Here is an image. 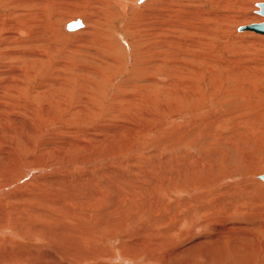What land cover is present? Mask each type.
<instances>
[{"label": "rangeland", "instance_id": "obj_1", "mask_svg": "<svg viewBox=\"0 0 264 264\" xmlns=\"http://www.w3.org/2000/svg\"><path fill=\"white\" fill-rule=\"evenodd\" d=\"M17 1L18 0H14V1L10 0L8 4L0 5V33L2 34H5L6 31L15 30L16 32V29L20 30L19 28H17V25L23 24L21 22H25L26 17L29 15L28 13L24 14L21 22H18L16 20V17L13 16L7 18L6 20L5 18L2 19L3 17L1 18L2 15H10L12 12L15 11L14 7L10 5L12 4V2H17ZM20 1L27 2L25 4L27 5L26 7L27 9L24 10L25 11L29 10L34 15V16L32 15V19L35 17L36 19L33 21H30L29 19L30 22L29 26H27L25 23H24L25 25L23 24L24 26L28 27V29L29 28L32 29L31 30L32 33H29L30 36H26V35L24 36L22 33H20L19 35L17 34L16 37L18 36L17 40L29 39L28 41L31 48H28L27 46L11 43L9 49L7 50L8 51L7 53L10 52L15 53L18 52L17 50H21L23 52L31 51V50L32 52L43 51V53L45 54V55L43 54L44 55L43 59L44 58L45 59H44L43 67L36 72L38 74L36 76L23 75L24 77L23 79L24 81H23L20 79V77L11 74L8 77L4 78L6 74L5 71L2 70V68L6 70L8 69V67L14 65L16 70L20 71L19 72L20 74L26 68L27 70L25 71H27L26 72L27 74L31 72V70H29L30 66L23 64L24 60L11 61L8 60L5 56H2L3 58L0 57V64H1L0 70H2L0 71V74L3 79L2 82H7L10 81L9 79H13V81L17 82L18 80L19 83L23 82L25 85H27V90L25 89L20 90L16 87L8 88L4 86H1L0 88V95L3 96V98L2 96H0V104L6 105L3 101L4 97L11 99L10 98L11 95L12 97L14 94L17 95L14 98L15 100L14 102L11 101L7 103V106L4 108L5 111H0V162L1 165L6 167L5 169L2 167L3 170H0L2 174H4L5 176L4 179H0V183L6 180L5 184L0 185V227H1L0 246H2L4 243L3 247H5L7 243V245L9 244L10 246L6 245V248L14 247L13 244L15 242L12 243L11 241H7V239L15 238L14 234L16 233L20 234V232L25 231L26 226L28 224L30 223L40 224V222H45L44 220L52 218L58 212L62 214L61 220L71 219L73 221L79 222V220H81V222H83L90 219L88 213L90 212V210H94L90 205H81V204L77 205L72 202V206L71 205L68 206L69 210L67 209L66 206L58 207V208H54V207L50 208L51 206H54L56 204H54L53 201V205H50L48 197L50 196L53 200L52 196L54 195H52L51 191L53 189L56 190L58 187L55 184H51V185L43 184L41 182L42 178L35 176L37 174V170L35 169L40 168V164H44V163H39V165L36 164L37 166L31 164L28 165L27 168L24 166L21 167L18 166V168H14V167L11 168V165L17 159V157L22 156L21 153H23L24 156L26 155L27 157H31V158H35L36 156L41 155L44 162H47L48 160L47 157L54 158V155H60L65 158H69V156L72 157V159L80 158V161H82L81 163H79L80 161L78 160V163L80 165H78L75 168L76 169L75 171L77 172V173L75 172V175L69 173L72 177L69 178L70 183L72 184L70 185L73 186V188L77 190V192H79V189L81 191L79 192L80 194L77 193L79 195L78 197L82 198L85 195L86 196L90 195V197L95 198V195L98 193L102 197L108 195L107 196L108 200L109 201L111 200L110 202L112 204L109 203L108 200L107 201L104 200L103 202H101L99 208H103L105 205H109L108 208H104V213L96 212L94 214V217L95 218L97 217V220L103 221L105 225L106 224L110 225L109 227L111 229L113 228L115 229L118 226L121 229L119 230L121 231L120 232L121 234L124 230L121 236L111 237L108 238L106 241L105 240L103 241V243L105 242L107 244L110 243V240L111 242H113L111 248L113 250L115 258L114 259L108 258L107 261L109 263L112 264H154V263L156 264H246V263L260 264L261 263L263 264L264 263L263 260L264 259V181L261 180L258 177V175L264 173V168L262 167V164H264V153L263 151H261L264 150V143H263L264 133L262 137L259 136L260 138L257 135L258 140H256L253 137V141L250 142L249 144L250 149H246L244 144L240 141L242 140V136L240 132L241 131H242L241 133L245 132L247 130L246 126H248L249 124L247 123L249 120L245 122L243 121V119H245L246 116L247 118H249V116L252 117L253 115L255 116L257 114L255 112L257 111V106H258L256 105V102L257 104L259 102L260 105L262 106L264 104V70H261V67L262 66L264 67V35L252 31H238L237 27L242 25V23L245 25V23L248 24L252 22H258L261 21L260 20L261 18L264 19V16L256 13L257 7L255 5L256 2L264 1V0H227V1L224 0L227 6H233L235 8L233 9L232 13L230 12V14L234 17V19H236L238 25H235L233 21L229 23L228 24L229 32H225V35L220 39H218V37H214V40L211 41L212 44L210 46L204 48L203 47L187 48V49L184 48L186 50L185 51L186 53L182 55L183 59L191 60L192 57H190V53L194 54L195 52L196 53L209 52L207 54L217 57L219 62H221L222 66L225 63H227V61L230 60L232 62L233 61L235 62L234 67H239V65L240 66L243 65L244 62H252V65H254V67H258L255 70L256 73L262 74L263 76V79L261 81L253 80V85H255L256 87L259 86L260 91L251 90L252 92L244 95L241 92H239L237 96L234 94V97H236L235 99L234 97L233 99L226 97L225 95H223L222 92L221 94L222 97L221 95H219L212 99H206V101L204 102L205 115H208L209 113L214 114V111L216 110L215 113L218 116H220L221 114L222 117H224L225 115L224 118L226 119V121L223 120L222 121L223 123L221 122L219 124V127L217 128L213 126V124L211 125L205 124L204 126L205 131H209V134L214 135V137H210V138L207 137L205 138L206 140L203 139L202 141L198 140L199 138L195 136V134H192V132H191V136L193 138L190 135L187 136L190 140L187 137L183 139L184 141L182 139H180L182 141L176 139L177 135L175 134H177V132L174 131L179 132L180 130L182 133L186 129V127L184 126L188 125L189 123L190 124L192 123L191 122L192 116L187 107L184 106V108H177V106H175L176 105L175 101H173L172 104L169 102H165L164 100H162V96H160V99L157 100L159 102L160 100H162L160 104H158L159 102L158 103L154 102L155 104L150 103V105L149 103L145 104L147 102L146 100L147 98L144 99V97L141 96L140 93H138L141 91L144 92V90L142 89L143 86H141V88L138 89L137 91H134L132 87H130L131 84L134 83V81L138 83L142 81V73L140 74L139 70L145 65L143 61L155 57L154 55H157L155 53L158 52L160 53V54L158 53L159 56H162L163 52L164 54L167 52L166 54L170 55L171 54L169 52L170 50L173 52L176 51V47L178 46L175 44L178 40L183 41L184 38L189 37V33L183 30L184 28L179 27L177 29H174L175 31L171 30L172 32L170 31L169 28H167L168 32L167 31L166 32L173 36L172 41L174 44L172 43L171 45L170 43L168 44L167 47H165L164 45H161L162 43H164L162 36H164L165 34L160 36L158 33V35L161 37L158 38L153 28L154 25L149 24L144 19V17L140 15L139 11L141 8L135 6L134 4L135 2L132 1H126L125 11H123L121 9V6L115 3L114 0H42V2L40 0H20ZM171 1L175 2L176 0H168L169 3ZM208 1L209 0H195V2H190V0H188V2H186V0H179L180 3L187 4L186 6H188V10L190 11L202 7L201 9L209 13V11L216 9L215 8L212 9L211 8L212 2L211 1L208 2ZM219 1L223 2V0H219ZM220 10H221L220 12L216 13L217 16L222 15L223 11L227 12L226 7ZM177 13L173 12L172 14L176 15ZM227 13L229 14V12ZM190 14L191 13L184 12L182 13L181 17L173 15V21L177 22L181 18V19H185L183 22L186 23L188 22L191 23L192 21L195 22L196 17ZM211 15L213 14H209V16ZM78 16H82L85 19L88 18L90 23L88 29L86 30L77 29L69 33L66 32V29L63 27L65 21L73 20ZM174 18L176 20H174ZM206 20H204L205 23L209 22L211 19H209V21ZM136 23L137 26L135 25ZM147 23L149 24V26ZM162 25H163L162 27L164 28V24ZM133 27H135L138 30H134ZM126 31L128 33H126ZM121 35H125L126 40L129 41V43H131L130 44L131 52L128 51L129 50L128 48L127 49L125 48L124 42L121 39ZM142 35L147 40V43H145L144 45L140 40V38H142ZM24 37L25 39H23ZM152 38H155V40L154 39L152 40ZM32 39L36 40L35 44L30 43L33 42ZM1 48L2 47L0 46V49ZM14 50L16 51L14 52ZM143 52H145V54H142ZM144 55L147 58H143ZM2 61H4L5 63ZM121 65L124 67V71L120 74L115 70L119 66L122 67ZM211 66H213V68L216 67L214 69L219 68L218 63L217 65L212 64L210 65V67ZM18 68L21 69L19 70ZM159 68L164 70L163 66H160ZM95 70H97V72ZM100 70H101V74H100ZM163 70L162 73L164 74ZM92 72H96V73H92ZM139 74L141 75V77ZM163 74H161L162 75L161 77L165 81L162 80V82L163 81L167 82L171 79ZM72 77H74L76 81ZM240 77L238 76L239 79H242L244 76H240ZM42 81L46 83L43 84ZM63 81L65 82V85L62 86V84H64ZM41 84H43L44 86L40 88ZM77 85L79 86V88ZM80 85L84 87H80ZM201 85L203 87V90L207 92L206 94H208L209 88H211L209 85H212V83H210V79L208 77L204 78L201 81ZM88 88H90V90ZM38 90L39 92L42 93H40L38 96H34L33 94H36ZM29 91L31 95L29 94ZM62 91L64 92V94H62L63 93ZM71 94L73 95V97L71 96ZM94 94H96L95 95L96 97L94 96ZM125 94L126 95L135 94V96L132 95L135 99H133L131 95L126 97ZM119 95L120 96L123 95L120 101H118ZM136 95L142 97L144 100L140 97L139 98L136 97ZM66 97L68 100H66ZM124 97L126 98V100ZM42 98L43 99L45 98V100H43ZM86 98L88 101L86 100ZM69 99L71 101H69ZM114 99L117 102H115ZM75 100L76 101L79 100L78 105L75 103ZM230 100L231 102H229ZM233 100L234 102H236L235 104H232ZM130 101L132 103H130ZM85 102L86 104H84ZM64 103L69 105H66ZM123 103L124 105H122ZM174 103L175 105H173ZM229 103L234 106L232 107ZM248 103H250L251 105ZM137 105L138 106L142 105V106L138 107ZM171 105H173L174 107ZM9 106L12 108H10ZM80 106L84 108H80ZM96 106L99 108H97ZM228 106L231 108H229ZM7 107L8 110L6 109ZM69 107L72 111L69 110ZM118 107L120 108V111H117L119 110ZM131 107H134V109L137 111H135ZM143 107L145 108L146 113L143 111L144 110ZM165 107L166 109H164ZM158 108L159 109L161 108L160 111ZM234 108L235 109L238 108V109L234 110ZM138 110L140 111V113L141 112L145 113L146 117L144 114L142 113L140 114ZM67 111L70 114H68ZM161 111H163L164 113ZM79 112L81 113L79 114ZM252 112L255 114H253ZM77 113L81 116H83L82 114L84 113L85 116L84 121L86 120L87 117L90 119L92 118L91 123L88 122L87 124H85L84 121L77 122L75 118L76 119L82 118L79 115H76ZM134 113L135 116L133 117L132 115H134ZM232 113H234L233 115H235V117L232 115ZM130 114L132 117L130 116ZM153 115H155L156 117ZM227 115H230L229 118ZM53 116L56 119L55 118L53 119L52 118ZM69 116L72 118H70ZM128 116L131 119L128 118ZM151 116H153V118ZM163 116L165 120H163ZM257 118L258 117H256L255 120L256 124L258 123ZM101 119L104 120L102 121ZM115 119H117L118 121ZM139 120H141L142 123H139L141 122ZM235 120L236 121L238 120L237 122L240 121L242 122V124L240 125L241 127L240 126L236 127L237 122ZM108 121L114 124L112 125V123H109ZM136 121L142 126L144 125L143 126L144 130H142V126L139 128V124L136 125L137 123ZM143 121H146L147 125L145 124L146 122L144 123ZM148 121H150L149 125H148ZM232 122L235 123L232 124ZM97 124L99 126L104 125V128L106 129H103L102 126L101 128L100 127L94 128L95 125ZM119 125L122 126L123 128L122 130L120 129L121 126ZM173 126L177 127V130H169V128ZM191 126H193L194 128L197 127V125H191ZM198 126H200V128L202 127L201 125ZM228 126H230V128H227ZM231 126L232 127L234 126L235 129H232ZM126 127L128 128L130 127L131 129H129L128 131L127 130L128 128L126 129ZM134 127L135 130L132 131ZM166 127L168 129H166ZM137 128H139V130ZM164 128L165 130H162ZM79 130H84L81 131V133L84 132L86 133V131L87 133L90 134L92 132L93 134L95 133L94 137H92L93 139L92 141L88 139V141H90L91 143L88 142L86 139L85 141H81L82 138L77 136L78 134L75 133ZM136 130L139 132L136 133ZM233 130H235L234 133L235 138H230V136L232 135L230 133H232ZM101 134H103V137L105 136L104 138L105 140L104 142L99 143V138L102 137ZM172 135H173L172 137L173 140L170 137ZM218 137H220V139H218ZM227 138L229 139V141L232 140L235 143H233L232 141L229 142ZM196 141H198V143ZM63 142H66L65 143L66 145ZM218 142L222 144H219ZM179 143H181L182 145ZM236 143H238L239 145ZM237 146L240 148L241 151L240 150L238 151ZM64 148H67L68 150L66 151V149ZM217 148H219V150ZM224 148L226 149V151L224 150ZM252 148L254 150L258 149V151L255 153L257 158L255 155H253L251 150ZM209 150L212 152H210ZM51 151L54 152L52 153ZM203 152L205 154L204 156H202ZM258 152L260 154L262 153V156H260ZM51 153L53 154L52 156ZM224 153L225 155L223 156ZM84 154L86 155V157L88 156V158L86 159H89L90 156H92L93 158L91 157L92 159H89L88 161L84 160L83 158L85 156ZM208 154L209 156H211L212 159L208 157ZM181 155H184L185 157ZM189 155L191 156L192 159L190 158ZM192 155L196 157H193ZM223 157L224 159H222ZM225 157L227 158V160L225 159ZM193 158H195L197 161L198 160L200 161L198 162L194 161L195 159ZM208 158H210V161L208 160ZM70 159L71 158H69L68 161H72V159L71 160ZM188 159H190L191 161ZM246 159L248 160L246 161ZM34 162L35 160L33 159L32 163ZM208 163H210L212 167ZM46 165L48 166L42 169L43 171L46 172H53V171L57 172L59 168L62 169L65 167V163L63 162L58 164L50 163ZM193 165H195V167ZM248 165L250 166L249 168L247 167ZM251 165H252V169L258 167L257 170L252 171ZM202 166L205 167L204 168L205 171L203 170ZM20 168L21 171H19ZM29 168L33 169L30 173H29L30 171ZM98 169L102 171V173H100ZM248 169H250L251 171L247 172L249 171ZM212 170L213 172H211ZM226 170L232 171V174L230 176L225 175V177L223 178H217V179L213 178L214 176H216V174L222 173ZM215 171H217V173ZM46 172L44 173L46 174ZM72 175L74 176V178ZM203 175L206 177H204ZM107 177L108 179L110 178L109 179L110 181L106 179ZM87 181L89 182L91 181V182L89 183ZM174 183H184V184L186 183L187 188L185 191L184 190L171 191L173 189L170 188L173 186ZM200 183L201 185H199ZM194 184H197L196 186L198 187L196 188ZM79 185L81 186L79 187ZM199 186L202 187L204 186V187L202 189V187ZM83 188L87 191H85ZM228 189L230 191H228ZM124 191L127 194L126 193L124 194ZM85 192L89 193V195L86 194ZM32 200L33 201L36 200L35 201L36 204H34L35 202H32ZM37 204L39 206H37ZM114 207L116 209H114ZM96 208L97 209L95 210L99 209L98 207ZM121 208L122 210H120ZM106 209H108L109 211H107ZM124 209H126V211ZM46 210L49 211L50 214L52 212L50 218L43 219V217H41L40 214H37L38 211L45 212ZM76 210L81 214L80 217L73 215L74 211ZM115 210L118 212H116ZM138 210L140 211L138 212ZM110 214L111 216L112 215L113 216L111 217ZM104 215L107 218H105ZM124 215L126 216L125 220H124ZM109 216L111 217L110 219H108ZM119 216H122L123 219L120 218ZM98 217L105 219L104 220L99 219ZM115 217L116 218L119 217V219H115ZM121 221H123V223ZM119 223L122 225V227L120 226ZM167 227H169V229ZM7 228L8 231L7 230L5 231V229ZM164 230H166L167 232ZM15 239L18 241L17 238ZM125 241L126 242L129 241L130 243L129 248L132 246L135 247V250H128L127 253L128 254H132L133 252L135 254L141 253L142 255L140 254L141 256H139V259L137 256V258L135 257V259H133L132 257H128L127 259L125 258L126 259L125 260L123 251L118 248L115 249L114 247L115 244L126 243ZM135 242L137 244H135ZM89 243L90 242H88V244ZM36 245H40V242L36 241L32 249H38ZM0 248L1 250L3 249L2 247ZM16 248L18 249L19 247ZM251 248H256L257 252L252 251ZM149 254L159 255L161 260L160 261H154L150 259L148 260L147 255ZM247 258L253 259L254 261L250 262ZM104 261L106 260L104 259ZM164 261L166 262L164 263Z\"/></svg>", "mask_w": 264, "mask_h": 264}, {"label": "bare ground", "instance_id": "obj_2", "mask_svg": "<svg viewBox=\"0 0 264 264\" xmlns=\"http://www.w3.org/2000/svg\"><path fill=\"white\" fill-rule=\"evenodd\" d=\"M9 1L10 0H0V5H4V4H8L9 3ZM12 1H14V0H12ZM41 2H42V0H40ZM126 1H132V2H135L134 4H135V6H137V7H140L141 9H140V15H142L143 17H144V19L149 23V24H151V25H154V30H155V34L158 36V38L161 36V35H163V34H165L164 36H162V38H163V40H164V43H162L161 45H164L165 47H167L168 46V44H170L171 43V45H172V43H173V36L171 35V34H168L167 32H168V30H167V28H169L170 29V31L171 30H174V29H177V28H179V27H182V28H184L183 30H185L187 33H189V37L188 38H184L183 39V41H180V40H178L177 42H176V44L175 45H177L178 47H176V51L175 52H173V51H169L171 54L170 55H168V54H164V52L162 53L163 55L162 56H159V54L158 53H155V54H157V55H154L155 57H153V58H149V56H148V58L149 59H147L146 61H143L144 62V67H142L139 71H140V74L142 73V81L140 82V83H138V82H135L134 81V83L133 84H131V86L130 87H132V89L134 90V91H137L138 89H140L141 88V86H143V90H144V92H138V93H140L141 94V96H143L144 97V99L145 98H147L146 100H147V102L145 103V104H147V103H149V105H150V103H154V102H159V101H157L158 99H160V96H162V100H164L165 102H169V103H171L172 104V102L173 101H175V103H176V105H175V103L173 104V105H175V106H177V108H184V106L185 107H187L188 108V110L190 111V114H191V116H192V123L190 124H188L187 122V124L188 125H185L184 127H186V129H185V131L184 132H182L181 133V131L179 130V132L178 131H174V132H177V134H175V135H177V138L176 139H178L179 141H182L183 139H185L187 136H191V132H192V134H195V136H197L198 138H196V139H198V140H203V139H205V138H207V137H214V135H210L209 134V131H205V129H204V126H205V124H209V125H211V124H213V126H215L216 128L217 127H219V124L224 120V121H226V119L224 118L225 117V115H224V117H222V115L220 114V116H218L216 113H215V111H214V114H208V115H205V113H204V111H205V109H204V102L206 101V99H212V98H214V97H216V96H219V95H221L222 94V92H223V95H225L226 97H229L230 99L232 98L233 99V97H234V94L237 96V94L239 93V92H241L243 95L244 94H248V93H250V92H252L253 90H257V91H260V88H259V86L258 87H256L255 85H253V80L254 81H261L262 79H263V76H262V74H257L256 73V69L258 68V67H254V65H252V62H244L243 63V65H239V67H234L235 66V62L233 61H227V63H225L223 66H222V64H221V62H219V60H218V58L217 57H214V56H211V55H208L207 53H209V52H207V53H205V52H203V53H194V54H191L190 53V57H192L191 58V60L190 59H183V56L182 55H184V53H186L185 51V49L184 48H204V47H207V46H210L211 44H212V42L211 41H213L214 40V37H218V39H220V38H222L224 35H225V32H229V23H231L232 21L234 22V24L235 25H238V23H237V21H236V19H234V17L230 14V12L232 13V11H233V9H235L233 6H227L226 4H225V1L223 0V2H221V1H219V0H209L208 2H212V9L213 8H215L216 10H211V11H209V13L207 12V11H205V10H203V9H201V8H196V9H193V10H188V6H186L187 4H183V3H180L179 2V0H176L175 2H173V1H171L170 3L168 2V0H143V1H139V0H114V2L115 3H117L119 6H121V9L123 10V11H125V5H126ZM227 1V0H226ZM186 2H188V0H186ZM190 2H195V0H190ZM27 2H25V1H20V0H18L17 2H12V4L10 5V6H13L14 7V9H15V11L14 12H12L10 15H2L1 16V18L2 19H4L5 18V20L7 19V18H10V17H16V20L18 21V22H21L22 21V18H23V16H24V14H29L27 17H26V19H25V22H21V23H25L27 26H29V19H30V21H33V20H35L36 19V17L35 18H33L32 19V13L29 11V10H24V9H27L26 7H27V5H25ZM44 3V2H43ZM232 3V2H231ZM34 4H36V3H34ZM128 4V3H127ZM219 6H220V8H219ZM42 7V6H41ZM218 7V8H217ZM227 8V12H229V14L227 13V12H225V11H223V13H222V15H219V16H217L216 15V13H218V12H220L221 10L220 9H223V8ZM23 12V13H22ZM173 12H175V13H177L176 15H174V14H172ZM184 12H188V13H191L192 15H194L196 18H195V22H191V23H186V22H183L185 19H179L177 22H175V21H173V15L174 16H180L181 17V15H182V13H184ZM179 13H181V14H179ZM226 13V14H225ZM190 14V15H191ZM209 14H213V15H211V16H209ZM34 16V15H33ZM167 16V17H166ZM206 16H209V17H211V18H209V17H206ZM78 17H81L80 18V20H81V23H82V26L81 27H79V28H77L78 30H86V29H88V27H89V25H90V23H89V20H88V18H84V17H82V16H78ZM77 17V18H78ZM77 18H75V19H77ZM170 18V19H169ZM191 18V17H190ZM75 19H73V20H75ZM178 19V18H177ZM206 20V19H208V20H206V21H209V19H211L209 22H207V23H205V21L204 20ZM174 20H176L175 18H174ZM189 20V19H188ZM187 20V21H188ZM194 20V19H193ZM212 20H213V22H212ZM256 20V19H255ZM259 20V19H258ZM261 21L263 20V18H261L260 19ZM12 21V20H11ZM69 21H71V20H66L65 21V23L63 24V27L65 26V24L67 23V22H69ZM135 21V20H134ZM138 21V20H137ZM258 22H260V21H258ZM132 23V22H131ZM140 23V22H139ZM143 23V22H142ZM141 23V24H142ZM147 23V24H148ZM23 24H18L17 25V28H19L20 30H18V29H16V32H15V30H12V31H6V33L5 34H2V33H0V46L2 47L1 49H0V57H2V56H5L8 60H11V61H13V60H17V61H19V60H24V62H23V64H26L27 66L29 65L30 66V69L29 70H31V72L30 73H27L26 74V72L27 71H25V70H27L26 68L23 70V72L20 74L19 72L20 71H17L16 70V68H15V66L13 65V66H11V67H8V69H3L2 68V70L3 71H5V76H4V78H6V77H8L10 74L11 75H14V76H17V77H20V79L21 80H23L24 79V77H23V75L24 76H36L38 73H36L39 69H41L42 67H43V65H44V59H43V56L45 55L44 53H43V51L41 52V51H34V52H32V50L31 51H26V52H23V51H21V50H17L18 52H15L16 50H14V52L15 53H12V52H10V53H7L8 51V49H9V47H10V45H11V43H15V44H17V45H22V46H27L28 48H31V46H30V44H29V39L27 40H17V38H18V36L16 37V35L18 34H20V33H22L24 36L26 35V36H30V34L29 33H32L31 32V28H29L28 29V27H26V26H24ZM149 24H148V26H149ZM162 24H164V28L162 27L163 25ZM246 24V23H245ZM136 26H137V23L135 24ZM145 25H146V23H145ZM242 25H244L243 23H242ZM132 26H134V25H132ZM135 26V27H136ZM144 26V25H143ZM135 27H133L134 28V30H138V29H136ZM140 27H142V26H140ZM231 27V26H230ZM65 28V27H64ZM129 28H130V26H129ZM138 28V27H137ZM77 29H75V30H77ZM141 29V28H140ZM142 30V29H141ZM146 30V29H145ZM147 30H149V29H147ZM72 31H74V30H72ZM71 30H67L66 29V32H72ZM149 31H151V30H149ZM167 31V32H166ZM175 31V30H174ZM135 32V31H134ZM172 32V31H171ZM126 33H128L127 31H126ZM158 33H159V35H158ZM173 33H175V32H173ZM139 34V33H138ZM137 35V34H136ZM27 38V37H26ZM161 38V37H160ZM178 38V37H177ZM181 38V37H180ZM23 39H25V37L23 38ZM121 39H122V41L124 42V45H125V48L127 49H129L128 51L129 52H131V50H130V44L131 43H129V41H127L126 40V36L125 35H121ZM155 40V38H152V40ZM33 40V39H32ZM140 40L142 41V44L144 45L145 43H147V40L143 37V35H142V38H140ZM162 40V39H161ZM217 40V39H216ZM35 42H36V40H33V42H30L31 44H35ZM156 42V41H155ZM162 42V41H161ZM157 43V42H156ZM174 44V43H173ZM214 44H216V43H214ZM170 45V46H171ZM188 45V46H187ZM14 46V45H13ZM148 46V45H147ZM187 46V47H186ZM139 47V46H138ZM143 47V46H142ZM24 48V47H23ZM161 48V47H160ZM209 48V47H208ZM230 48V47H229ZM13 49V48H12ZM14 49H15V47H14ZM140 49V48H139ZM146 49V48H145ZM159 49V48H158ZM183 49V50H182ZM231 49V48H230ZM30 50V49H29ZM142 50V49H141ZM161 50V49H160ZM208 50V49H207ZM214 50V49H213ZM232 50H233V47H232ZM10 51H11V49H10ZM147 51V50H146ZM151 51V50H150ZM149 51V52H150ZM159 51V50H158ZM163 51V50H162ZM162 51H160V52H162ZM194 51H195V49H194ZM219 51V50H218ZM212 52V51H211ZM234 52V51H233ZM153 53H154V51H153ZM44 54V55H43ZM130 54V53H129ZM129 54H128V56H129ZM142 54H145V52H143ZM147 55V54H146ZM151 55V54H150ZM153 55V54H152ZM138 57V56H137ZM136 57V58H137ZM140 57V56H139ZM141 57H142V55H141ZM152 57V56H151ZM3 58V57H2ZM5 58V59H6ZM105 58H107V57H105ZM143 58H147V57H145V55L143 56ZM113 59V58H112ZM238 59V58H237ZM243 59V58H242ZM188 61V62H187ZM240 61H241V59H240ZM2 62H4V61H2ZM6 62H7V60H6ZM8 62H10V61H8ZM105 62H106V60H105ZM115 62V61H114ZM5 63V62H4ZM22 63V62H21ZM217 63H218V65H219V70L218 69H214V68H216V67H214L213 68V66H211L210 67V65H217ZM20 64V63H19ZM230 64H233V65H230ZM242 64V63H241ZM1 65V64H0ZM4 65V64H3ZM5 65H7V64H5ZM10 65V64H9ZM11 65H12V63H11ZM17 66V65H16ZM32 66V67H31ZM122 66V65H121ZM160 66H163V68H164V70L163 69H160L159 67ZM3 67V66H2ZM4 68H5V66H4ZM28 68V67H27ZM1 69V68H0ZM19 70L21 69V68H18ZM116 69V68H115ZM2 70H0V71H2ZM80 70V69H79ZM137 70V71H138ZM162 70H163V72H164V74L162 73ZM260 70V69H259ZM261 70H264V67L262 66L261 67ZM86 71V70H85ZM84 71V72H85ZM96 72H97V70H95ZM99 71V70H98ZM116 72H119L120 74L124 71V67L122 66V67H118L116 70H115ZM156 71H160L159 73L158 72H156ZM88 72V71H87ZM86 72V73H87ZM96 72H92V73H96ZM78 73V72H77ZM2 74H4V73H2ZM15 74H17V75H15ZM100 74H101V70H100ZM139 74V75H140ZM161 74H163V75H165V76H167V77H169V78H171L169 81H167V82H164L165 80L161 77L162 75ZM83 75H85V74H83ZM90 75V74H89ZM238 76L240 77V76H244L242 79H239L238 78ZM82 77V76H81ZM90 77V76H89ZM139 77V76H138ZM140 77H141V75H140ZM139 77V78H140ZM161 77V78H160ZM206 77H208L209 79H210V83H212V85H209L211 88H209V91H208V94H206L207 92H205L204 90H203V87H202V85H201V81L204 79V78H206ZM70 78V77H69ZM73 79H74V77H72ZM241 78V77H240ZM34 79V78H33ZM47 79V78H46ZM81 79V78H80ZM79 79V80H80ZM2 77H1V74H0V88H1V86H4V87H8V88H14V87H16V88H18V89H20V90H22V89H25V90H27V85H25L23 82H18V80H17V82L16 81H13V79H9L10 81H7V82H2ZM75 81H76V79H74ZM82 80V79H81ZM162 80H164L163 82H162ZM5 81V80H4ZM20 81V80H19ZM24 81V80H23ZM47 81V80H46ZM137 81V80H136ZM139 81V80H138ZM145 81V82H144ZM48 82V81H47ZM74 82V81H73ZM42 83L44 84V83H46V82H43L42 81ZM63 83L64 84H62V86L63 85H65V82L63 81ZM83 83V82H82ZM28 84V83H27ZM31 84V83H30ZM43 84H41L40 85V88L42 87V86H44ZM60 84H61V82H60ZM94 84V83H93ZM98 84V83H97ZM83 85V84H82ZM78 86V85H77ZM36 87V86H35ZM50 87V86H49ZM65 87V86H64ZM80 87H84V86H81L80 85ZM92 87V86H91ZM90 87V88H91ZM94 87V86H93ZM30 88V87H29ZM45 88V87H44ZM44 88H42V89H44ZM59 88V87H58ZM66 88V87H65ZM65 88H64V90H65ZM74 88V87H73ZM78 88H79V86H78ZM90 88H88L89 90H90ZM128 88V87H127ZM207 88H208V86H207ZM47 89V88H46ZM60 89V88H59ZM87 89V88H86ZM2 90H4V89H2ZM7 90V89H6ZM11 90V89H10ZM58 90V89H57ZM71 90V89H70ZM82 90V89H81ZM132 90V91H133ZM207 90V89H206ZM252 90V91H251ZM31 91V90H30ZM30 91H29V94L31 95V93H30ZM87 91V90H86ZM85 91V92H86ZM92 91H95V90H92ZM91 91V92H92ZM148 91V92H147ZM9 92V91H8ZM63 92V91H62ZM61 92V93H62ZM77 92V91H76ZM75 92V93H76ZM127 92V91H126ZM34 93V92H33ZM40 93H42V92H39V90L36 92V94H33L34 96H38ZM59 93H60V91H59ZM80 93V92H79ZM88 93H90V92H88ZM28 94V95H29ZM62 94H64V92L62 93ZM65 94H66V91H65ZM135 94H137V93H135ZM135 94H132V95H134L135 96ZM139 94V95H140ZM43 95V94H42ZM78 95V94H77ZM96 94H94V96H95ZM126 95V94H125ZM124 95V96H125ZM129 95H131V94H129ZM128 94L126 95V97L127 96H129ZM131 95V96H132ZM146 95V96H145ZM0 96H2V95H0ZM17 95L16 94H14L13 95V97H12V95H11V99H9V98H7V97H4V99H3V101H4V103L6 104V105H3V104H0V111H5V107L7 106V103H9V102H11V101H15L14 100V98L16 97ZM45 96V95H44ZM43 96V97H44ZM67 96H69V95H67ZM71 96L73 97V95L71 94ZM76 96V95H75ZM90 96V95H89ZM93 96V95H92ZM224 96V97H225ZM251 96V95H250ZM40 97V96H39ZM46 97H47V95H46ZM45 97V98H46ZM96 97V96H95ZM123 97V95L122 96H120L119 95V97H118V101H120V99ZM133 97V96H132ZM136 97H140V96H137L136 95ZM221 97H222V95H221ZM221 97H219V98H221ZM2 98H3V96H2ZM45 98L43 99V100H45ZM59 98V97H58ZM63 98V97H62ZM85 98V97H84ZM98 98V97H97ZM125 98V97H124ZM131 98V97H130ZM140 98H142V97H140ZM236 97H234V99H235ZM17 99H18V97H17ZM64 99V98H63ZM62 99V100H63ZM78 99V98H77ZM82 99V98H81ZM93 99V98H92ZM95 99V98H94ZM100 99V98H99ZM129 99V98H128ZM133 99H135L134 97H133ZM137 99V98H136ZM143 99V98H142ZM143 99V100H144ZM35 100V99H34ZM41 100V99H40ZM66 100H68L67 99V97H66ZM80 100V99H79ZM78 100V101H79ZM84 100V99H83ZM86 100H87V98H86ZM97 100V99H96ZM105 100V99H104ZM115 100V99H114ZM116 100H117V98H116ZM115 100V102H117ZM125 100H126V98H125ZM139 100V99H138ZM162 100H160V102H162ZM221 100V99H220ZM227 100H229V99H227ZM237 100V99H236ZM69 101H71L70 99H69ZM74 101V100H73ZM78 101H76L75 100V103L78 105ZM88 101V100H87ZM100 101V100H99ZM123 101V100H122ZM133 101V100H132ZM141 101V100H140ZM210 101V100H209ZM224 101V100H223ZM254 101V100H253ZM257 101V100H256ZM66 102H68V101H66ZM104 102V101H103ZM114 102V101H113ZM112 102V103H113ZM138 102V101H137ZM144 102V101H143ZM160 102L158 103V104H160ZM208 102V101H207ZM229 102H231V100L229 101ZM248 102V101H247ZM35 103V102H34ZM59 103V102H58ZM61 103V102H60ZM69 103H71V102H69ZM91 103V102H90ZM99 103V102H98ZM125 103V102H124ZM124 103L122 104V105H124ZM130 103H132L131 101H130ZM220 103V102H219ZM221 103H223V102H221ZM236 102H234V100L232 101V104H235ZM53 104V103H52ZM64 104H66V103H64ZM82 104V103H81ZM84 104H86V102L84 103ZM121 104V103H120ZM128 104V103H127ZM134 104V103H133ZM155 104V103H154ZM164 104V103H163ZM162 104V105H163ZM166 104V103H165ZM185 104V105H184ZM213 104V103H212ZM230 104V103H229ZM232 104H230L232 107L234 106V105H232ZM239 104V103H238ZM248 104H250V103H248ZM247 104V105H248ZM255 104V103H254ZM253 104V105H254ZM66 105H69V104H66ZM97 105V104H96ZM105 105H106V103H105ZM115 105V104H114ZM135 105V104H134ZM148 105V106H149ZM161 105V106H162ZM173 105H171V106H173ZM208 105V104H207ZM240 105V104H239ZM251 105V104H250ZM252 105V106H253ZM256 105H258L257 106V111H255L257 114L254 116H252V117H250L249 116V118H247V116H246V118L245 119H243V121H245V122H247L248 120V122L247 123H249L248 124V126H246L247 128V130L245 131V132H243V133H241L240 132V134H241V136H242V140H240L243 144H244V146H245V148L246 149H250V147H249V144H250V142H252L253 141V137L256 139V140H258V138H257V135H258V137L260 136V137H262L263 136V133H264V104H263V106L262 105H260V103L258 102V104H257V102H256ZM28 106V105H27ZM58 106H59V104H58ZM65 106V105H64ZM70 106H72V105H70ZM83 106V105H82ZM116 106H117V104H116ZM115 106V107H116ZM138 106V105H137ZM140 106H142V105H140ZM140 106H138V107H140ZM160 106V105H159ZM211 106V105H210ZM249 106V105H248ZM261 106H262V108H261ZM10 107V106H9ZM76 107V106H75ZM97 107V106H96ZM120 107V106H119ZM118 107V109L119 110H117V111H120V108ZM124 107V106H123ZM147 107V106H146ZM150 107H152V106H150ZM157 107H158V105H157ZM156 107V108H157ZM167 107V106H166ZM166 107L164 108V109H166ZM174 107V106H173ZM213 107V106H212ZM220 107V106H219ZM229 107V106H228ZM237 107V106H236ZM240 107V106H239ZM238 107V108H239ZM243 107V106H242ZM251 107V106H250ZM250 107H249V109H250ZM10 108H12V107H10ZM64 108V107H63ZM73 108H74V105H73ZM80 108H84V107H81L80 106ZM89 108V107H88ZM95 108V107H94ZM97 108H99V107H97ZM117 108V107H116ZM121 108H122V106H121ZM125 108V107H124ZM127 108H129V107H127ZM132 109H134V107H131ZM144 108V107H143ZM155 108V109H156ZM176 108V109H177ZM229 108H231V107H229ZM238 108H234V110H237ZM7 110H8V107L6 108ZM48 109V108H47ZM61 109V108H60ZM126 109V108H125ZM150 109V108H149ZM159 109V108H158ZM161 109V108H160ZM160 109H159V111H160ZM170 109V108H169ZM213 109H215V108H213ZM212 109V110H213ZM219 109V108H218ZM243 109V108H242ZM254 109V108H253ZM66 110H67V108H66ZM65 110V111H66ZM69 110H71L70 109V107H69ZM87 110V109H86ZM91 110H92V108H91ZM104 110V109H103ZM122 110V109H121ZM129 110V109H128ZM135 110V109H134ZM139 110H141V109H139ZM138 110V111H139ZM157 110V109H156ZM174 110V109H173ZM208 110V109H207ZM232 110V109H231ZM240 110V109H239ZM53 111V110H52ZM72 111V110H71ZM76 111V110H75ZM74 111V112H75ZM84 111V110H83ZM94 111V110H93ZM135 111H137V110H135ZM144 112H145V108H144V110H143ZM150 111V110H149ZM163 111H165V110H163ZM163 111H161V112H163ZM209 111V110H208ZM224 111V110H223ZM243 111V110H242ZM248 111V110H247ZM250 111V110H249ZM73 112V113H74ZM116 112V111H115ZM123 112V111H122ZM129 112V111H128ZM151 112V111H150ZM160 112V113H161ZM173 112V111H172ZM191 112H193V113H191ZM212 112V111H211ZM241 112V111H240ZM47 113V112H46ZM52 113V112H51ZM62 113V112H61ZM64 113V112H63ZM67 113H68V111H67ZM66 113V114H67ZM81 112H79V114H80ZM119 113V112H118ZM117 113V114H118ZM132 113V112H131ZM137 113V112H136ZM139 113H140V111H139ZM138 113V114H139ZM142 113V112H141ZM140 113V114H141ZM146 113V112H145ZM145 113H142V114H144L145 115V117H146V114ZM156 113V112H155ZM164 113V112H163ZM166 113V112H165ZM170 113V112H169ZM221 113V112H220ZM244 113H247V112H244ZM253 113V112H252ZM48 114V113H47ZM68 114H70V113H68ZM78 113L76 114V115H79ZM94 114V113H93ZM116 114V113H115ZM121 114V113H120ZM133 114V113H132ZM139 114V115H140ZM151 114V113H150ZM234 113H232V115H233ZM237 114V113H236ZM253 114H255V113H253ZM52 115V114H51ZM83 116H84V113L82 114ZM91 115V114H90ZM95 115V114H94ZM109 115V114H108ZM123 115V114H122ZM124 115H125V112H124ZM148 115V114H147ZM152 115V114H151ZM162 115V114H161ZM186 115V114H185ZM238 115V114H237ZM251 115V114H250ZM68 116V115H67ZM80 117H82V118H80V119H76L75 118V120L77 121V122H83L84 121V119H85V116L83 117V116H81V115H79ZM99 116V115H98ZM130 116H131V114H130ZM133 117L135 116V113H134V115H132ZM131 116V117H132ZM149 116V115H148ZM153 116H155V115H153ZM153 116H151L152 118H153ZM166 116H167V114H166ZM228 116V118H229V116L230 115H227ZM234 117H235V115H233ZM70 117V116H69ZM76 117H78V116H76ZM96 117V116H95ZM120 117V116H119ZM127 117V116H126ZM156 117V116H155ZM157 117H159V116H157ZM256 117H258L257 119H258V123L256 124V122H255V120H256ZM53 119L55 118L54 116L52 117ZM70 118H72V117H70ZM121 118H123V117H121ZM128 118H130L129 116H128ZM136 118V117H135ZM141 118V117H140ZM150 118V117H149ZM244 118V117H243ZM56 119V118H55ZM92 119V118H91ZM91 119L90 118H86V120L84 121V123L85 124H87L88 122H90L91 123ZM131 119V118H130ZM129 119V120H130ZM142 119V118H141ZM151 119V118H150ZM158 119H160V118H158ZM157 119V120H158ZM232 119V118H231ZM102 120V119H101ZM104 120V119H103ZM102 120V121H103ZM107 120V119H106ZM115 120H117V119H115ZM125 120V119H124ZM136 120V119H135ZM138 120V119H137ZM149 120V119H148ZM153 120V119H152ZM151 120V121H152ZM163 120H165L164 119V116H163ZM175 120V119H174ZM193 120H194V122H193ZM23 121V120H22ZM21 121V122H22ZM118 121V120H117ZM127 121V120H126ZM126 121H125V123H126ZM131 121V120H130ZM139 121H141V120H139ZM159 121V120H158ZM170 121V120H169ZM236 121V120H235ZM238 121V120H237ZM236 121V122H237ZM240 121V120H239ZM101 122V121H100ZM109 123H112V122H110V121H108ZM137 122V121H136ZM144 123L146 122V121H143ZM157 122V121H156ZM160 122V121H159ZM165 122V121H164ZM190 122V121H189ZM139 123H142V121L141 122H139ZM138 122L136 123V125H138L139 124ZM149 123H150V121H148V125H149ZM155 123V122H154ZM223 123V122H222ZM235 123V122H234ZM233 122H232V124H234ZM93 124H95V123H93ZM114 123H112V125H113ZM146 125H147V122L145 123ZM152 124H153V122H152ZM162 124V123H161ZM164 124V123H163ZM167 124V123H166ZM171 124V123H170ZM216 124V125H215ZM225 124V123H224ZM242 124V122L240 121V122H237V124H236V127H238V126H240ZM245 124V123H244ZM92 125V124H91ZM109 125V124H108ZM107 125V126H108ZM169 125V124H168ZM172 125V124H171ZM178 125V124H177ZM177 125H175V126H177ZM191 125H197V127H193V126H191ZM198 125H201L202 127L200 128V126H198ZM247 125V124H246ZM101 126H102V128L103 129H106V128H104V125H95V127L94 128H98V127H100L101 128ZM105 126H106V124H105ZM115 126V125H114ZM119 126H121V125H119ZM123 126H124V123H123ZM142 125L141 124H139V128L141 127ZM144 126V125H143ZM143 126H142V130H144V128H143ZM161 126H163V125H161ZM175 126H173V127H170L169 128V130H177V127H175ZM180 126V125H179ZM178 126V127H179ZM235 126V125H234ZM234 126L232 127V129H235L234 128ZM136 127H138V126H136ZM164 127H165V125H164ZM210 127V126H209ZM224 127H225V125H224ZM224 127H223V129H224ZM241 127V126H240ZM93 128V129H94ZM99 128V129H100ZM128 127H126V129H127ZM139 128H137L138 130H139ZM191 128H192V130H191ZM207 128V127H206ZM222 128V127H221ZM227 128H230V126H228ZM121 130L123 129L122 128V126H121V128H120ZM129 129H131L130 127L127 129L128 131H129ZM166 129H168L167 127H166ZM179 129V128H178ZM196 129H198V130H196ZM215 129V128H214ZM97 130V129H96ZM126 130V131H127ZM135 130V127L132 129V131H134ZM162 130H165V128L164 129H162ZM216 130H218V129H216ZM220 130V129H219ZM222 130V129H221ZM76 131V130H75ZM80 131V132H79ZM79 131H77V132H75L76 134H78L77 136H79L80 138H82V140L81 141H85V139L88 141V139L90 140V141H92L93 139H92V137H94V134H93V132L90 134V133H87V131H86V133L84 132V133H81V131H84V130H79ZM120 131V130H119ZM140 131H141V129H140ZM106 132H108V131H106ZM137 132H139V131H137L136 130V133ZM171 132V131H170ZM221 132V131H220ZM219 132V133H220ZM237 132V131H236ZM173 133V132H172ZM171 133V134H172ZM215 133H216V131H215ZM222 133V132H221ZM234 133H235V130H233V132L232 133H230V134H232L231 136H230V138H235V136H234ZM93 134V135H92ZM213 134V133H212ZM218 134V133H217ZM217 134H215V135H217ZM100 135V134H99ZM102 135V137H100L99 138V143H102V142H104V138H105V136L103 137V134H101ZM105 135H106V133H105ZM170 135V134H169ZM226 135H227V133H226ZM236 135V134H235ZM98 136V135H97ZM220 136H222V135H220ZM229 136V135H228ZM240 136V137H241ZM18 137V136H17ZM171 138L173 137V135L172 136H170ZM192 137V136H191ZM190 137V138H191ZM259 137V138H260ZM67 138V137H66ZM95 138H96V136H95ZM188 138V137H187ZM193 138V137H192ZM180 139H182V140H180ZM189 139V138H188ZM187 139V140H188ZM195 139V140H196ZM218 139H220V137H218ZM228 139V138H227ZM227 139H226V141H227ZM124 140V139H123ZM172 140H173V138H172ZM177 140V141H178ZM186 140V141H187ZM190 140V139H189ZM194 140V141H195ZM206 140V139H205ZM223 140V139H222ZM221 140V141H222ZM231 140V139H230ZM234 140V139H233ZM261 140V139H260ZM263 140V139H262ZM67 141V140H66ZM72 141H73V139H72ZM90 141H88V142H90ZM184 141V140H183ZM212 141V140H211ZM219 141V140H218ZM228 141H229V139H228ZM232 141V140H231ZM231 141H229V142H231ZM173 142V141H172ZM174 142H175V139H174ZM197 143H198V141H196ZM204 142V141H203ZM213 142V141H212ZM225 142V141H224ZM233 143H235L234 141H232ZM64 144L66 143V142H63ZM63 143H61V144H63ZM91 143V142H90ZM208 143V142H207ZM214 143H216V142H214ZM219 143V142H218ZM264 143V142H263ZM69 144V143H68ZM172 144V143H171ZM174 144V143H173ZM177 144V143H176ZM179 144H181V143H179ZM187 144V143H186ZM203 144V143H202ZM219 144H222V143H219ZM236 144H238V143H236ZM66 145V144H65ZM124 145V144H123ZM122 145V146H123ZM126 145H127V143H126ZM182 145V144H181ZM233 145V144H232ZM239 145V144H238ZM174 146V145H173ZM176 146V145H175ZM210 146V145H209ZM212 146H214V145H212ZM211 146V147H212ZM217 146V145H216ZM71 147V146H70ZM172 147V146H171ZM205 147H207V146H205ZM220 147V146H219ZM62 148V147H61ZM51 149V148H50ZM64 149H66V151L68 150L67 148H64ZM100 149V148H99ZM124 149H125V147H124ZM123 149V150H124ZM216 149V148H215ZM218 150H219V148H217ZM234 149V148H233ZM237 149H238V151L240 150V148L237 146ZM101 150V149H100ZM111 150V149H110ZM118 150V149H117ZM220 150H221V148H220ZM224 150L226 151V149L224 148ZM252 150V153H253V155H255V153L258 151V149H251ZM259 150H261V149H259ZM92 151H94V150H92ZM210 151V150H209ZM241 151V150H240ZM261 151H263V153H264V150H261ZM52 152V151H51ZM54 152V151H53ZM52 152V153H53ZM210 152H212V151H210ZM214 152H215V150H214ZM224 152V151H223ZM49 153V152H48ZM51 153V156L53 155ZM56 153V152H55ZM96 153V152H95ZM104 153V152H103ZM207 153H209V152H207ZM259 153V152H258ZM22 154V156H19V157H17V159L13 162V164L11 165V168H18V166L19 167H21V166H24V167H28V165H36V164H38L39 165V163H44V164H40V168H37V169H35V170H37V174L35 175L36 177H40V178H42L41 179V182L43 183V184H48V185H51V184H55V185H57V189L55 190V189H53L52 191H51V193H52V195H54V196H52L53 197V200H52V198L49 196L48 197V199H49V204L50 205H53V201H54V204H56V205H54V206H51L50 208H58V207H67V209H68V206L69 205H71L72 206V202L73 203H75V204H77V205H79V204H81V205H90L91 207H92V209H94V210H90V212L88 213V216H89V218L90 219H88L87 221H83V222H81V220H79V222L78 221H73V220H71V219H69V220H61V217H62V214L61 213H56V211H55V215H54V213H53V217L52 218H50L51 217V214H52V212H51V214L49 213V211H45V212H40V211H38V213L37 214H40L41 215V217H43V219L44 218H50V219H47V220H44L45 222H40V224H34V223H30V224H28L27 226H26V230L25 231H23V232H20V234L19 233H16V234H14V236H15V238H17L18 239V241L15 239V238H12V239H7V241H11L12 243H14L13 244V246L14 247H12V248H6V245H7V243H6V245H5V247H3L4 246V243H3V245L2 246H0V247H2L3 249L1 250V248H0V264H89V263H92V264H112V263H109L107 260H108V258L109 259H114L115 257H114V253H113V250H112V248H111V245L113 244V242H111V240H110V243H108V244H110V245H108L107 243H103V241L105 240H107L108 238H111V237H117V236H121L122 234H123V232H124V230H123V232H122V234L120 233L121 231H119V230H121L118 226V228L116 227L115 229L113 228V229H111L109 226L110 225H105V223L103 222V221H99V220H97V217L95 218L94 217V214L96 213V212H100V213H104V208H108L109 207V205H105L103 208H99L100 207V205H101V202H103L104 200L105 201H107L108 200V195L107 196H104V197H102L101 195H99L98 193L95 195V198L94 197H90V195H89V193H87V192H85L86 194H88L89 196H84V197H82V198H80V197H78L79 195L77 194V193H79V192H81L80 191V189H79V192H77V190H75L74 188H73V186H71L72 184L70 183V179L69 178H72L71 177V173L73 174V175H75V168L78 166V165H80L79 163H81L82 161H80V158L79 159H72V157H70L69 156V158H71L72 159V161H68V159L69 158H65V157H63V156H60V155H54V158H48L47 157V162H44L43 161V158L41 157V155H38V156H36L35 158H31V157H27L26 155L24 156L23 155V153H21ZM47 154V153H46ZM106 154V153H105ZM185 154V153H184ZM195 154V153H194ZM260 154V153H259ZM66 155V154H65ZM85 155V154H84ZM90 155V154H89ZM190 155H191V153H190ZM189 155V156H190ZM205 154H204V152H203V155L202 156H204ZM225 155V153L223 154V156ZM94 156V155H93ZM181 156H184V155H181ZM193 156V155H192ZM198 156V155H197ZM201 156V157H202ZM214 156V155H213ZM221 156V155H220ZM241 156H242V153H241ZM256 156V155H255ZM260 156H262V153L260 154ZM5 157V156H4ZM92 156H90V158L89 159H92L91 158ZM175 157V156H174ZM185 157V156H184ZM193 157H196V156H193ZM206 157V156H205ZM208 157H210L211 158V156H209V154H208ZM216 157V156H215ZM78 158V157H77ZM84 158V160H89V159H86V158H88V156L86 157V155L83 157ZM187 158V157H186ZM190 158H191V156H190ZM204 158V157H203ZM210 158H208V160L210 161ZM244 158V157H243ZM256 158H257V156H256ZM261 158V157H260ZM27 159V160H26ZM33 159L35 160V162L34 163H32L33 162ZM70 159V160H71ZM192 159V158H191ZM193 159H195V158H193ZM212 159V158H211ZM222 159H224V157L222 158ZM225 159L227 160V158L225 157ZM250 159V158H249ZM262 159V158H261ZM78 160L80 161L79 163H78ZM188 160H190V159H188ZM248 159H246V161H247ZM191 161V160H190ZM194 161H197L196 159L194 160ZM198 161H200V160H198ZM197 161V162H198ZM209 161H207V162H209ZM250 161V160H249ZM65 163V167L64 168H59L58 170H57V172H46V171H43L42 169L43 168H45L46 166H48V165H46V164H50V163H56V164H58V163ZM180 162V161H179ZM179 162H178V164H179ZM212 162V161H211ZM223 162V161H222ZM259 162V161H258ZM261 162V161H260ZM67 163V164H66ZM83 163H84V161H83ZM82 163V164H83ZM176 163V162H175ZM196 163V162H195ZM201 163V162H200ZM199 163V164H200ZM246 163V162H245ZM193 164V163H192ZM208 164H210V163H208ZM248 164H250V163H248ZM198 165V164H197ZM205 165V164H204ZM211 165V164H210ZM215 165V164H214ZM220 165V164H219ZM225 165V164H224ZM5 166H6V164H5ZM37 166V165H36ZM194 167H195V165H193ZM201 166V165H200ZM234 166V165H233ZM241 166H244V165H241ZM2 167L5 169L6 167H4L3 165H1V162H0V170H3L2 169ZM32 167V166H31ZM178 167V166H177ZM176 167V168H177ZM199 167V166H198ZM197 167V168H198ZM203 167V166H202ZM210 167V166H209ZM211 167H212V165H211ZM210 167V168H211ZM222 167V166H221ZM248 168L250 167L249 165L247 166ZM254 167V166H253ZM262 167L264 168V164H262ZM9 168V167H8ZM189 168V167H188ZM204 168L205 167H203V170H204ZM206 168H207V166H206ZM216 168V167H215ZM226 168V167H225ZM258 168V167H257ZM257 168H253L252 169V165H251V170L252 171H254V170H257ZM30 169V168H29ZM29 169H28V171H29ZM106 169V168H105ZM193 169V168H192ZM199 169V168H198ZM197 169V170H198ZM202 169V168H201ZM201 169H200V171H201ZM243 169V168H242ZM247 169V168H246ZM26 170V169H25ZM33 169H30V171H29V173L32 171ZM191 170V169H190ZM202 170V171H203ZM249 171H247V172H250L251 170L250 169H248ZM19 171H21V168H20V170ZM98 171H100L99 169H98ZM118 171V170H117ZM116 171V172H117ZM179 171V170H178ZM199 171V170H198ZM205 171V170H204ZM223 171V170H222ZM39 172V173H38ZM42 172V173H41ZM44 172H46V174L44 173ZM95 172H97V171H95ZM105 172V171H104ZM108 172V171H107ZM194 172V171H193ZM192 172V173H193ZM211 172H213V170L211 171ZM216 173H217V171H215ZM18 173V172H17ZM33 173V172H32ZM70 173V174H69ZM77 173V172H76ZM100 173H102V171H100ZM115 173V172H114ZM188 173H189V170H188ZM202 173V172H201ZM215 173V174H216ZM246 173V172H245ZM256 173V172H255ZM23 174V173H22ZM70 176H69V175ZM153 174V173H152ZM161 174V173H160ZM214 174V173H213ZM232 174V171H230V170H226V171H224V172H222V173H219V174H216V176H214L213 178H215V179H217V178H223V177H225V175H231ZM251 174V173H250ZM72 175V176H73ZM102 175V174H101ZM103 175H104V173H103ZM175 175H177V174H175ZM249 175V174H248ZM107 176V175H106ZM119 176V175H118ZM166 176V175H165ZM181 176V175H180ZM190 176V175H189ZM194 176H195V174H194ZM194 176H193V178H194ZM196 176H197V174H196ZM204 176V175H203ZM212 176V175H211ZM244 176V175H243ZM4 174H2V172L0 171V179H4ZM187 177V176H186ZM204 177H206V176H204ZM204 177H202V178H204ZM17 178V177H16ZM73 178H74V176H73ZM191 178V177H190ZM198 178V177H197ZM106 179H108V177L106 178ZM110 179V178H109ZM108 179V180H109ZM185 179V178H184ZM209 179V178H208ZM72 180V179H71ZM78 180V179H77ZM88 180V179H87ZM94 180V179H93ZM95 180H96V178H95ZM94 180V181H95ZM98 180H99V178H98ZM195 180V179H194ZM198 180V179H197ZM214 180V179H213ZM11 181H13V180H11ZM75 181V180H74ZM92 181V180H91ZM90 181V182H91ZM101 181V180H100ZM104 181V180H103ZM110 181V180H109ZM119 181V180H118ZM117 181V182H118ZM180 181V180H179ZM190 181H191V179H190ZM201 181H203V180H201ZM200 181V182H201ZM204 181H205V179H204ZM209 181V180H208ZM5 182H6V180L5 181H2L1 183H0V185H2V184H5ZM77 182V181H76ZM87 182H89V181H87ZM86 182V183H87ZM89 182V183H90ZM96 182V181H95ZM97 182H99V181H97ZM210 182V181H209ZM209 182H208V184H209ZM212 182V181H211ZM9 183V182H8ZM93 183V182H92ZM104 183H106V182H104ZM188 183V182H187ZM191 183V182H190ZM202 183H204V182H202ZM239 183V182H238ZM71 184V185H70ZM79 184V183H78ZM81 184V183H80ZM99 184V183H98ZM103 184V183H102ZM101 184V185H102ZM120 184V183H119ZM192 184H193V182H192ZM214 184V183H213ZM216 184V183H215ZM231 184V183H230ZM229 184V185H230ZM236 184V183H235ZM106 185V184H105ZM122 185V184H121ZM195 185V187L197 188L198 186H196L197 184H194ZM199 185H201V183L199 184ZM81 185H79V187H80ZM94 186V185H93ZM124 186V185H123ZM190 186H191V184H190ZM233 186H235V185H233ZM237 186H238V184H237ZM241 186V185H240ZM103 187H105V186H103ZM117 187V186H116ZM125 187V186H124ZM199 187H202V186H199ZM204 187V186H203ZM203 187H202V189H203ZM205 187H206V185H205ZM212 187V186H211ZM50 188H51V186H50ZM82 188V187H81ZM186 188H187V185H186V183L184 184V183H174L173 184V186L170 188V189H173V190H171V191H185L186 190ZM193 188V187H192ZM195 188V189H196ZM209 188V187H208ZM230 188V187H229ZM233 188V187H232ZM240 188V187H239ZM84 189V188H83ZM106 189H107V187H106ZM194 189V190H195ZM85 190V189H84ZM122 190V189H121ZM193 190V189H192ZM85 191H87V190H85ZM214 191V190H213ZM222 191V190H221ZM228 191H230L229 189H228ZM108 193H111V192H108ZM126 192L124 191V194H125ZM177 193V192H176ZM179 193V192H178ZM181 193V192H180ZM206 193V192H205ZM211 193V192H210ZM31 194V193H30ZM80 194V193H79ZM82 194H83V192H82ZM91 194V193H90ZM127 194V193H126ZM225 194V193H224ZM42 195V194H41ZM94 195V194H93ZM103 195V194H102ZM208 195V194H207ZM82 196V195H81ZM125 196V195H124ZM201 196V195H200ZM23 198V197H22ZM32 198V197H31ZM107 198V199H106ZM33 199V198H32ZM36 199H37V197H36ZM36 201V200H35ZM35 201H33L32 200V202H35ZM38 201V200H37ZM42 201V200H41ZM45 201V200H44ZM109 201V200H108ZM111 201V200H110ZM109 201V203H111ZM114 201V200H113ZM198 201V200H197ZM48 202V201H47ZM195 202V201H194ZM27 203V202H26ZM42 203V202H41ZM125 203V202H124ZM245 203V202H244ZM34 204H36V202L34 203ZM39 204V203H38ZM37 204V206H39ZM112 204V203H111ZM115 204V203H114ZM206 204V203H205ZM234 204V203H233ZM232 204V205H233ZM236 204V203H235ZM246 204V203H245ZM27 205V204H26ZM123 205V204H122ZM25 206V205H24ZM36 206V205H35ZM34 206V207H35ZM115 206V205H114ZM47 207V206H46ZM96 207H98L99 209L98 210H95V209H97ZM38 208V207H37ZM43 208V207H42ZM41 208V209H42ZM120 208V207H119ZM114 209H116L115 207H114ZM150 209V208H149ZM26 210V209H25ZM39 210V209H38ZM49 210V209H48ZM54 210V209H53ZM56 210V209H55ZM69 210V209H68ZM107 211H109L108 209H106ZM113 210V209H112ZM118 210V209H117ZM120 210H122V208L120 209ZM125 211H126V209H124ZM33 211H36V210H33ZM107 211H105V212H107ZM111 211V210H110ZM116 211V210H115ZM129 211V210H128ZM140 210H138V212H139ZM142 211V210H141ZM80 212H81V209H80ZM112 212V211H111ZM116 212H118V211H116ZM143 212V211H142ZM99 213V214H100ZM30 214V213H29ZM117 214V213H116ZM122 214V213H121ZM124 214H125V212H124ZM73 215H76V216H81V214L76 210V211H74V213H73ZM119 215V214H118ZM128 215H129V213H128ZM98 216V215H97ZM110 216H111V214H110ZM109 216V218L108 219H110L111 217ZM101 217V216H100ZM100 217H98L99 219H103V218H100ZM104 217H105V215H104ZM120 218H122V216H119ZM119 217H115V219H119ZM125 215H124V220H125ZM105 218H107V217H105ZM104 218V219H105ZM103 219V220H104ZM123 219V218H122ZM121 220V219H120ZM22 221V220H21ZM109 221H111V220H109ZM122 223H123V221H121ZM143 222V221H142ZM175 222V221H174ZM116 223V222H115ZM118 223V222H117ZM145 223V222H144ZM188 223V222H187ZM24 224V223H23ZM84 224H86V225H84ZM112 224V223H111ZM120 224V223H119ZM115 225V224H114ZM117 225V224H116ZM159 225V224H158ZM5 226V225H4ZM49 226H50V228H49ZM120 226L122 227V225L120 224ZM126 226V225H125ZM125 226H124V228H125ZM151 227V226H150ZM1 228V227H0ZM141 228V227H140ZM168 229H169V227H167ZM228 228V227H227ZM142 229V228H141ZM172 229V228H171ZM2 230V229H1ZM8 231V228L7 229H5V231ZM140 231V230H139ZM164 231H166V230H164ZM222 231H223V229H222ZM39 232H42V233H39ZM167 232V231H166ZM171 232V231H170ZM135 233H136V231H135ZM143 233V232H142ZM164 233V232H163ZM227 233V232H226ZM132 234V233H131ZM174 234V233H173ZM134 236H135V234H134ZM130 237V236H129ZM164 237H165V235H164ZM172 237V236H171ZM11 238V237H10ZM125 238V237H124ZM139 238V237H138ZM156 238V237H155ZM135 239V238H134ZM140 240V239H139ZM156 240V239H155ZM170 240V239H169ZM173 240V239H172ZM40 242V245H36L37 247H38V249H32L33 248V246H34V243L35 242ZM141 241V240H140ZM88 242H90L89 244H88ZM126 242V241H125ZM131 242V241H130ZM137 242V241H136ZM135 242V244H137ZM161 242V241H160ZM176 242V241H175ZM237 242V241H236ZM149 243H150V241H149ZM159 243V242H158ZM232 243V242H231ZM240 243V242H239ZM1 244V243H0ZM129 241H127L126 243H122V244H115L114 245V247H115V249H121L122 251H123V254H124V259L126 258H128V257H132L133 259H135V257L137 258V256H138V259H139V256H141L142 254L141 253H132V254H128L127 253V251L128 250H135V247H133L132 245V247H130L129 248ZM134 244V243H133ZM154 244V243H153ZM157 244V243H156ZM160 244V243H159ZM233 244V243H232ZM242 244V243H241ZM158 245V244H157ZM161 245V244H160ZM235 245V244H234ZM237 245V244H236ZM246 245V244H245ZM7 246H10L9 244L7 245ZM28 246V247H27ZM136 246V245H135ZM240 246V245H239ZM16 247H19L18 249L16 248ZM24 247H25V249H24ZM27 247V248H26ZM232 248H233V246H232ZM240 248V247H239ZM248 248V247H247ZM216 250V249H215ZM234 250V249H233ZM251 250L252 251H256L257 252V250H256V248H251ZM137 251H138V249H137ZM232 251V250H231ZM250 251V250H249ZM166 253V252H165ZM255 253V252H254ZM141 254V255H140ZM222 255V254H221ZM257 255H258V253H257ZM144 256V255H143ZM167 256V255H166ZM254 256V255H253ZM248 257V256H247ZM255 257V256H254ZM147 258H148V260L150 259V260H154V261H160L161 260V258L159 257V255H156V254H149V255H147ZM222 258V257H221ZM251 258V257H250ZM256 258V257H255ZM104 259L106 260V261H104ZM125 259V260H126ZM245 259V258H244ZM250 262H253L254 260L253 259H249V258H247ZM137 260V259H136ZM163 260V259H162ZM167 260V259H166ZM243 260V259H242ZM264 260V259H263ZM263 260H262V262H263ZM168 261V260H167ZM246 261V260H245ZM260 261V260H259ZM166 261H164V263H165ZM244 262V261H243ZM248 262V261H247ZM154 264H156V263H154ZM247 264V263H246ZM261 264V263H260ZM264 264V263H263Z\"/></svg>", "mask_w": 264, "mask_h": 264}, {"label": "water", "instance_id": "obj_3", "mask_svg": "<svg viewBox=\"0 0 264 264\" xmlns=\"http://www.w3.org/2000/svg\"><path fill=\"white\" fill-rule=\"evenodd\" d=\"M143 1V0H139ZM257 10L256 13L264 16V1H259L255 3ZM82 26L80 18H77L75 20H71L65 24V29L67 30H75ZM238 31H252L255 33H259L264 35V19L260 22H252L245 25H240L237 27ZM258 177L264 181V173L259 174Z\"/></svg>", "mask_w": 264, "mask_h": 264}]
</instances>
